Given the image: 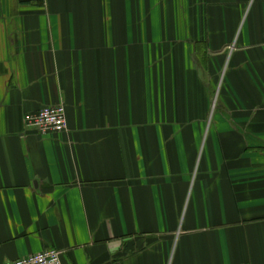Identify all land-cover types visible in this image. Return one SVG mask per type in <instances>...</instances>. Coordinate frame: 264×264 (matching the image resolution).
<instances>
[{"label":"crops","instance_id":"crops-1","mask_svg":"<svg viewBox=\"0 0 264 264\" xmlns=\"http://www.w3.org/2000/svg\"><path fill=\"white\" fill-rule=\"evenodd\" d=\"M47 249L264 264V0H0V264Z\"/></svg>","mask_w":264,"mask_h":264},{"label":"built area","instance_id":"built-area-1","mask_svg":"<svg viewBox=\"0 0 264 264\" xmlns=\"http://www.w3.org/2000/svg\"><path fill=\"white\" fill-rule=\"evenodd\" d=\"M26 127L39 133H58L67 129V111L64 104L50 105L24 116ZM63 253L57 249H47L39 253L18 258L7 264H64Z\"/></svg>","mask_w":264,"mask_h":264},{"label":"rangeland","instance_id":"rangeland-1","mask_svg":"<svg viewBox=\"0 0 264 264\" xmlns=\"http://www.w3.org/2000/svg\"><path fill=\"white\" fill-rule=\"evenodd\" d=\"M158 59H161V55H160V53H159V55L157 56L156 55V57H155V60H156V67H160V63H159V61H158ZM158 75V74H157ZM214 104V103H213ZM212 107H213V105H212Z\"/></svg>","mask_w":264,"mask_h":264}]
</instances>
